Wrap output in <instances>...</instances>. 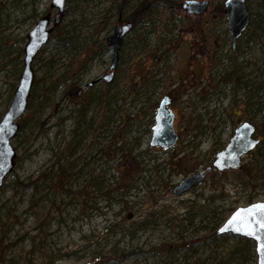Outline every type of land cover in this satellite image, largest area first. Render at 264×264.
I'll return each mask as SVG.
<instances>
[{
	"label": "rangeland",
	"instance_id": "374dc122",
	"mask_svg": "<svg viewBox=\"0 0 264 264\" xmlns=\"http://www.w3.org/2000/svg\"><path fill=\"white\" fill-rule=\"evenodd\" d=\"M142 1L66 0L63 20L52 23L12 139L15 166L0 190V264L94 262L96 243L116 242L129 254L102 264H257L255 248L217 230L237 208L264 201V0L247 1L250 25L234 47L225 0H208L202 14H189L188 0H148L114 80L79 93L109 72L106 40ZM47 13L57 16L52 0H0V120L28 34ZM165 96L178 133L168 150L150 146ZM244 121L257 126L261 143L239 172L212 169L176 195Z\"/></svg>",
	"mask_w": 264,
	"mask_h": 264
},
{
	"label": "water",
	"instance_id": "95a60500",
	"mask_svg": "<svg viewBox=\"0 0 264 264\" xmlns=\"http://www.w3.org/2000/svg\"><path fill=\"white\" fill-rule=\"evenodd\" d=\"M208 0H188L183 7L189 14H202L209 6ZM52 7L57 9V16L52 21V14L47 13L40 17L35 27L28 34V41L24 47L23 68L17 88L8 109L0 120V189L4 180L14 169L17 152L12 144V139L20 131L18 119L27 110L29 98L35 79L33 62L40 50L49 42L50 34L54 25H59L64 18L66 0H52ZM224 13L228 20V27L231 31L232 45H236L237 40L243 35L251 21V13L247 0H225ZM50 27V29H49ZM134 25L132 22H124L115 27L114 31L107 38V45L113 49V58L109 67V72L100 79L85 84L80 90L93 87L101 80L111 83L115 78V70L119 65L120 51L124 46L125 38L132 31ZM170 98L165 96L159 103L155 124L152 127V138L150 146L159 147L168 150L176 146L178 142V133L173 123V113L169 109ZM257 126L250 122L244 121L234 130L228 144L222 150L218 151L212 162V165L203 170L193 173L184 178L177 184L173 192L176 195H182L194 187L203 184L212 169L218 172L235 170L242 167L243 157L248 155L252 150L260 145L261 139L256 138ZM264 201L251 203L246 207L237 208L229 218L218 228L217 234L231 235L252 240L255 243L257 253V264H264V229L256 225L255 221L260 219L254 216L251 224L247 219H234L235 214L244 208H249L253 204H262ZM264 215V214H262ZM252 227L255 235L247 234L248 227ZM260 237L261 239H258ZM79 264H94L92 261H86Z\"/></svg>",
	"mask_w": 264,
	"mask_h": 264
},
{
	"label": "trees",
	"instance_id": "16d2710c",
	"mask_svg": "<svg viewBox=\"0 0 264 264\" xmlns=\"http://www.w3.org/2000/svg\"><path fill=\"white\" fill-rule=\"evenodd\" d=\"M159 0H154L152 3L154 4L155 2H157ZM249 2V0H247ZM163 4L162 5H166L168 6L170 4V0H163L162 2ZM149 4L148 0H144L142 1V3L138 6V8L135 10V12L133 13L132 16H129L126 18V20H124V22H132L134 27L136 25V21H137V17L139 15V13L141 12V10L143 9H146L147 5ZM221 6V5H220ZM222 8V7H221ZM62 21V20H61ZM123 23V22H122ZM61 30V32H60ZM60 32L59 34V37H61L60 41L63 39L62 37V31H63V26L58 30ZM94 55V53L92 54V56ZM233 74H229V77H232ZM72 94H74V91H70ZM69 93V92H68ZM71 94V95H72ZM85 108H86V105L83 104L79 111H80V117L83 116L84 114V111H85ZM74 134L75 136L73 137V142H75L76 144L73 146L71 145L69 147L70 151L72 152V150L74 149V147H76L77 143H78V135L76 133V129L74 130ZM246 172V173H249V175H251V172H250V169L249 168H244L243 172ZM227 172H239V169H235V170H229V171H226L224 173H227ZM251 177V176H250ZM39 187L35 188V190L37 191ZM217 227H215L214 229L216 230ZM109 229V228H108ZM215 232H213L214 234ZM241 241L243 242L244 246L247 247L248 249H251L252 251H254V248H255V245L253 243L252 240H249V239H246V238H240ZM127 254H129L126 250H123V249H120L119 248V244L116 242V243H113L109 248H107V245H101L100 243H96L93 251H92V258L94 260V262L96 264H102L104 263L106 260H109V259H113L114 261L118 260L120 257H124L126 256ZM17 262H14L12 261L11 264H15ZM26 264H30L29 262V259L27 260V263Z\"/></svg>",
	"mask_w": 264,
	"mask_h": 264
},
{
	"label": "snow or ice",
	"instance_id": "6c2138e0",
	"mask_svg": "<svg viewBox=\"0 0 264 264\" xmlns=\"http://www.w3.org/2000/svg\"><path fill=\"white\" fill-rule=\"evenodd\" d=\"M58 2V0H57ZM264 203L262 204H253L249 208L240 209L236 214L234 219H247L248 223L251 224V219L254 216L261 217L260 219H257L255 221L256 225H258L260 228L264 229ZM247 234L249 235H255V232L252 227H248ZM258 239H261L260 237H257ZM261 249H264V244H262Z\"/></svg>",
	"mask_w": 264,
	"mask_h": 264
}]
</instances>
